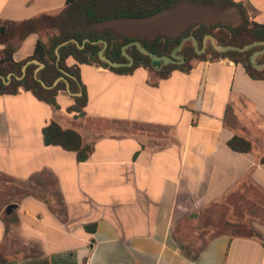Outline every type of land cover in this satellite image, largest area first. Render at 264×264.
I'll return each instance as SVG.
<instances>
[{"label": "crops", "instance_id": "obj_1", "mask_svg": "<svg viewBox=\"0 0 264 264\" xmlns=\"http://www.w3.org/2000/svg\"><path fill=\"white\" fill-rule=\"evenodd\" d=\"M232 1L264 24V0ZM197 5L227 10L220 2L186 0L158 16L114 20L95 31L176 37L206 23L196 21ZM65 6L66 0H0V22L56 15ZM40 37L49 38L22 41L15 60L32 56ZM80 70L88 94L83 117L71 112L75 96L64 91L59 109L31 92L0 97V264H264V224L253 226L254 236L208 237L196 260L177 242L181 226L202 224V214L240 186L264 193V80L230 59L199 62L166 79L144 67L130 75L88 64ZM52 121L93 145L88 161L45 145L43 129ZM234 137L252 150H233ZM11 204L17 207L7 214ZM189 219L196 225L187 226Z\"/></svg>", "mask_w": 264, "mask_h": 264}, {"label": "trees", "instance_id": "obj_2", "mask_svg": "<svg viewBox=\"0 0 264 264\" xmlns=\"http://www.w3.org/2000/svg\"><path fill=\"white\" fill-rule=\"evenodd\" d=\"M186 0H66L65 8L56 15L43 14L41 16L22 22L5 21L0 22V75L6 78L12 75L9 84L0 78V97L5 95H18L22 91L31 92L38 100L59 109L57 97L59 92H67L68 84L71 94H79L74 97L75 105L70 109L77 117L85 115V107L88 103L86 86L81 77L80 65H97L109 69L120 75H130L138 68H150L155 70L159 78L166 79L174 71L190 73L199 62H215L230 59L236 64H241L248 75L254 80H264V68H257L251 62V56L258 51L264 50V45L259 44L247 51L230 50L227 52L217 51L207 36H213L219 46H232L243 49L247 45L257 42L264 43V24L254 22L247 8L241 3L232 0H190L201 4L221 3L226 8H235L240 17L236 25L225 23H199L183 31L176 37H159L154 40H144L136 37L117 33L113 30L91 31L89 27L103 24L114 20H144L158 16L166 11L172 10L181 2ZM212 3H211V2ZM48 34V41L42 37L38 40L34 54L26 60L17 62L14 55L18 45L31 34ZM195 37L197 46L192 40L184 43L177 51V55L185 62L181 64H168L153 62L149 55L142 53L136 46H130L127 53L134 59L132 66H121L114 68L102 61L100 51L105 47L103 43H87L83 49L76 43L70 42L59 49L60 59L56 49L63 43L70 40H77L80 45L89 39L92 42L104 40L108 43L104 51L115 63L129 64L128 58L123 54V48L133 42L141 45L158 57L172 58L173 52L180 46L187 37ZM198 51L202 53H198ZM73 58L76 61L74 66L68 65V60ZM38 60L45 64L39 71L36 78L38 65L30 64L27 74L23 76V67L30 61ZM144 61V63H142ZM256 63L264 65V54L260 55ZM64 72L71 77H66L68 84L60 81L56 86L55 82L65 76ZM52 88H45L43 83ZM43 139L46 146L60 147L65 151L75 152L79 162H86L90 159L94 147L86 144L83 137L73 129H65L56 121H52L43 129ZM230 147L238 152H250L251 143L234 137L229 142ZM264 164V158L261 160ZM94 227V226H89ZM87 226V229L90 230ZM241 230H237L239 232ZM255 234H242V236H254ZM179 244V243H178ZM207 244H202L196 249L195 244L190 241L188 244H179L181 251L191 260H196ZM84 264H88L86 261Z\"/></svg>", "mask_w": 264, "mask_h": 264}, {"label": "rangeland", "instance_id": "obj_3", "mask_svg": "<svg viewBox=\"0 0 264 264\" xmlns=\"http://www.w3.org/2000/svg\"><path fill=\"white\" fill-rule=\"evenodd\" d=\"M196 17V21L202 18L201 20L206 21L207 24L225 23L236 25L240 22L238 11L230 7L225 11L216 8L208 9L203 5H197ZM101 29L103 28L89 27L91 31ZM126 29H129L128 31H133V29L136 31L139 29V26ZM45 34L43 33V35ZM200 219L202 220V224H197L196 228L186 227L192 229V231L184 228V226L178 229L180 236L177 237V242L180 245H183V241H186L185 244L192 241L196 249H198L202 245L201 242L208 239V237L224 231H228L234 235L256 234L257 230L254 227L264 224V193L255 187V185H248L246 183L230 194L222 203L206 210ZM187 222L188 224L186 225L189 227L196 225L195 220L189 219ZM220 225L223 226L220 227ZM237 230L241 231L237 232ZM191 237L193 238L191 239Z\"/></svg>", "mask_w": 264, "mask_h": 264}, {"label": "water", "instance_id": "obj_4", "mask_svg": "<svg viewBox=\"0 0 264 264\" xmlns=\"http://www.w3.org/2000/svg\"><path fill=\"white\" fill-rule=\"evenodd\" d=\"M208 39H210V40L212 41V44L214 45L215 49H216L217 51H220V52H227V51H230V50L247 51V50L251 49L252 47L257 46V45H259V44H263V45H264V43L257 42V43H254V44H252V45H247V46H245L243 49H238V48H234V47H232V46H219V45H217V44H216V41H215V38H214L213 36H207V37L205 38V43L207 42ZM189 40H192V41L195 43V45L197 46V40H196L195 37H192V36H191V37H187V38H185V39L182 41V43L180 44V46H179V47L173 52V54H172V58H168V57H158V56H156L154 53H152L151 51H149L148 49L144 48V47L141 45V43H139V42H133V43H131V44H129V45H126V46L123 48V54L128 58V60H129V64H119V63H115V62H113L111 59H109L107 56H105V55H104V51H105V49L107 48L108 43H107L106 41H104V40H100V41H97V42H92L91 40L87 39V40L84 41L83 45H80L79 42H78L77 40L73 39V40L67 41V42L63 43L62 45H60V46L56 49V54H57V56H58V59H60V52H59V49L61 48V46H64V45H66V44H68V43H70V42L76 43V44L79 46V48H81V49H83L87 43H93V44L103 43V44L105 45V47H104V49H103L102 51H100V53H99L100 58H101L102 61L106 62L107 64H109L110 66H112V67H114V68L121 67V66H132V65L134 64V59H133L131 56H129L128 53H127V49H128L130 46H136V47H137L142 53H144V54H146V55H149V56L152 58L153 62H163L165 65H168V64H181V63L185 62V60H184L182 57H179V56L177 55V51H178L179 49H181V47L184 45V43L187 42V41H189ZM198 53H202V52L198 51ZM262 54H264V50H262V51H258V52H255V53L251 56V62H252L257 68H264V65H258V64L256 63L257 58H258L260 55H262ZM142 63H144V61H142ZM30 64H35V65H38V66H39L38 69L36 70V78H37L39 81H41L37 75H38L39 71L42 70V69L45 67V64L41 63V62L38 61V60H33V61L28 62V63L23 67V76H22V77H18V79H19V80H22V79L26 76V74H27V68H28V66H29ZM64 74H65V76L59 78V79L55 82L54 86H56L60 81H64V82H66V83L68 84V81H67V78H66V77H71V78H73L72 76H70V75H69L68 73H66V72H64ZM0 78H2V79L6 82V84H9V81H11V79H12V75H9V76H8V82L6 81V78H4V77L1 76V75H0ZM42 83H43V82H42ZM43 86H44L45 88H52V87L47 86L45 83H43ZM67 92H68L69 94H71V93H70V86H69V84H68ZM71 95H73V94H71ZM77 95L80 96V95H82V93L74 94L73 96H77ZM16 207H17V206H16L15 204H11L10 206H8V208H7V214H11L12 211H13V209H15Z\"/></svg>", "mask_w": 264, "mask_h": 264}]
</instances>
